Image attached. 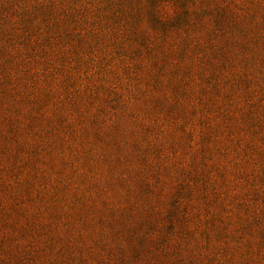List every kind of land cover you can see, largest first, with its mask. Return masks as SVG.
<instances>
[{"label": "rangeland", "instance_id": "obj_1", "mask_svg": "<svg viewBox=\"0 0 264 264\" xmlns=\"http://www.w3.org/2000/svg\"><path fill=\"white\" fill-rule=\"evenodd\" d=\"M0 264H264V0H0Z\"/></svg>", "mask_w": 264, "mask_h": 264}, {"label": "clouds", "instance_id": "obj_2", "mask_svg": "<svg viewBox=\"0 0 264 264\" xmlns=\"http://www.w3.org/2000/svg\"><path fill=\"white\" fill-rule=\"evenodd\" d=\"M166 10H168L169 12H171V7L170 6H166Z\"/></svg>", "mask_w": 264, "mask_h": 264}]
</instances>
